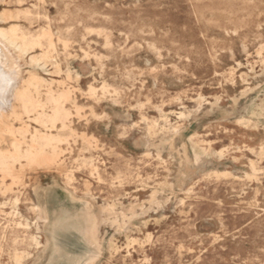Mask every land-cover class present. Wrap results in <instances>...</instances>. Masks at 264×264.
Here are the masks:
<instances>
[{"label":"rangeland","instance_id":"374dc122","mask_svg":"<svg viewBox=\"0 0 264 264\" xmlns=\"http://www.w3.org/2000/svg\"><path fill=\"white\" fill-rule=\"evenodd\" d=\"M4 9H29L18 24L51 30L63 72L38 73L70 88L81 110L63 166L5 179L0 264L17 254L21 264H264V0H5ZM1 50L0 91L16 74ZM87 208L101 219L98 250L76 228Z\"/></svg>","mask_w":264,"mask_h":264},{"label":"bare ground","instance_id":"6f19581e","mask_svg":"<svg viewBox=\"0 0 264 264\" xmlns=\"http://www.w3.org/2000/svg\"><path fill=\"white\" fill-rule=\"evenodd\" d=\"M4 2L5 0H0V4ZM22 2L23 0H17L19 4ZM32 17L33 12L29 9H17L15 12L4 9L0 12V23L14 22L7 27L0 26V48L3 52L9 54L16 65V74L2 82L3 87L0 91V174L2 175L0 192L2 193L11 191V187L5 184V179L10 178L14 184L21 182V178L24 177L21 174L26 167L51 170L55 167L63 166L64 161L62 159L65 152L71 148L72 142H76L78 137L71 126L73 109L77 113L81 110L74 99V92L70 88L63 87V84L57 85L55 80L43 78L38 73V71H42L44 74H61L63 72V70H60L55 57L57 45L56 40L54 41L53 39V33L49 28H41L33 32L16 22L21 18L30 20ZM59 42H61L64 49H67L70 41L60 37ZM26 65L30 70L26 71ZM65 74L67 78L75 75L80 79V73L74 72L70 68L65 71ZM89 92L95 95L98 90L91 87ZM101 92L103 95L109 94L110 87L106 84L103 85ZM187 117L188 115L182 116V120ZM163 121L165 125L170 123L168 118ZM156 125L157 122H154L149 131L152 132ZM176 130H174V134L177 133L175 132ZM192 152L194 151L192 150ZM158 156H160V153ZM81 163L85 164L88 162L83 159ZM89 164H91L95 172H98L93 162H89ZM98 177L100 178V176ZM66 178L71 181V174H66ZM17 202L19 201L17 200ZM106 207L107 209L103 208L101 212L105 211L109 216L115 217L114 209ZM33 211L38 219L47 220L46 214L38 208L37 204L34 205ZM58 224L59 222H56V225ZM100 224L101 219L97 215L92 214L90 208H87L81 221L76 225L77 230L84 236L86 242L96 250L99 249L98 235ZM125 224L127 225V223ZM37 230L39 231V228ZM32 240L37 246H40L38 237L34 236ZM57 252L59 253L58 250ZM22 259L23 256L17 254L15 256L16 264H21Z\"/></svg>","mask_w":264,"mask_h":264}]
</instances>
